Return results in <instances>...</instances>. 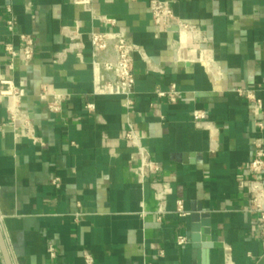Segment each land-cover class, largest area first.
I'll list each match as a JSON object with an SVG mask.
<instances>
[{
  "label": "crops",
  "instance_id": "obj_1",
  "mask_svg": "<svg viewBox=\"0 0 264 264\" xmlns=\"http://www.w3.org/2000/svg\"><path fill=\"white\" fill-rule=\"evenodd\" d=\"M149 1L91 0L110 25L71 0H0V73L44 142L24 136L0 103V224L13 264H87L86 255L93 264H264L250 209L254 188L264 194V168H250L257 143L264 150V0H165L203 42L156 36ZM76 27L81 47L68 37ZM121 28L152 59L134 57L129 108L93 94L90 33ZM19 32L33 36L35 55L11 69L6 46L20 49ZM173 85L175 103L155 94ZM44 87L66 95L61 111H49ZM195 110L206 113L199 124ZM129 122L159 167L145 179Z\"/></svg>",
  "mask_w": 264,
  "mask_h": 264
},
{
  "label": "built area",
  "instance_id": "obj_2",
  "mask_svg": "<svg viewBox=\"0 0 264 264\" xmlns=\"http://www.w3.org/2000/svg\"><path fill=\"white\" fill-rule=\"evenodd\" d=\"M75 5L83 6L87 11L92 12L93 16L101 19L107 24L113 25L114 20L106 18L95 13L92 8L91 0H71ZM148 9L151 13L152 23L155 28V35L159 36L161 33L174 32L183 38L185 35H191L198 41H206L205 32L196 25L190 24L178 17L170 3L165 0H150ZM7 10L12 13V8L7 7ZM18 22L12 15L6 21V28L11 34L17 33ZM80 31L78 27L71 31L69 38L74 41L78 47L82 46L79 42ZM21 42L20 49H15L12 45L6 46V51L11 57L9 67L14 68L13 61L19 60L23 67H27L34 59L35 55V41L32 35L26 33H18ZM90 44L92 48V71H93V94L94 95H112L121 96L124 98V107L129 108L132 105V96L135 93L136 75L134 70V57L137 53L141 54L147 65L152 62L144 50L135 44L129 33L121 28L115 31H96L90 33ZM0 103L7 100V111L10 122L14 126L23 128L24 136L33 139L44 145V142L36 136L32 119L22 109V92L19 87L9 79H4L0 73ZM155 94L158 98H166L171 103H175L181 94V91L173 85L170 90L157 89ZM51 97V98H50ZM40 98L47 100L48 109L51 112L61 111L62 102L66 95L57 94L43 88L40 93ZM257 105L260 106L259 101ZM88 110H93V104H87ZM193 118L197 124L206 119V113L203 110H195ZM260 129L264 128L262 123H257ZM126 141L137 148V154L140 157L141 165L138 169V174L145 179L151 174L157 173L159 167L153 163L144 148L141 145L140 137L135 131L131 122L128 123V129L125 135ZM259 148L255 158L250 164V168L254 172L261 171L264 168V150L261 148V143H257ZM53 184L59 186V179H54ZM256 195L251 199V211L257 214L258 225L260 228L259 237L264 242V194L260 193L257 188H254ZM162 203L165 200V193L159 191ZM177 212L181 216L186 213L183 209L182 203L179 201ZM187 242L184 236L178 237V244L183 245ZM49 252L54 256V249L50 248ZM87 264H93V258L90 255L85 256Z\"/></svg>",
  "mask_w": 264,
  "mask_h": 264
},
{
  "label": "water",
  "instance_id": "obj_3",
  "mask_svg": "<svg viewBox=\"0 0 264 264\" xmlns=\"http://www.w3.org/2000/svg\"><path fill=\"white\" fill-rule=\"evenodd\" d=\"M0 248H1L4 260H5V263L6 264H13L12 259L10 257L8 247H7L5 236H4L2 229H1V224H0Z\"/></svg>",
  "mask_w": 264,
  "mask_h": 264
}]
</instances>
